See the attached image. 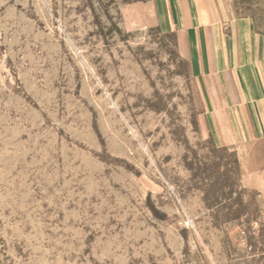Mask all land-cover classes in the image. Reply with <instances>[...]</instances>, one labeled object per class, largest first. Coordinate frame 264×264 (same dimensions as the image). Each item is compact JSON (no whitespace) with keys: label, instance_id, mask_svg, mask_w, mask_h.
Returning a JSON list of instances; mask_svg holds the SVG:
<instances>
[{"label":"rangeland","instance_id":"obj_1","mask_svg":"<svg viewBox=\"0 0 264 264\" xmlns=\"http://www.w3.org/2000/svg\"><path fill=\"white\" fill-rule=\"evenodd\" d=\"M133 2L0 0V264H264V139L215 143L219 83Z\"/></svg>","mask_w":264,"mask_h":264},{"label":"crops","instance_id":"obj_2","mask_svg":"<svg viewBox=\"0 0 264 264\" xmlns=\"http://www.w3.org/2000/svg\"><path fill=\"white\" fill-rule=\"evenodd\" d=\"M124 15L134 29L173 34L192 68L219 83L210 115L217 145L264 139V42L249 18L234 17L224 0H139Z\"/></svg>","mask_w":264,"mask_h":264},{"label":"trees","instance_id":"obj_3","mask_svg":"<svg viewBox=\"0 0 264 264\" xmlns=\"http://www.w3.org/2000/svg\"><path fill=\"white\" fill-rule=\"evenodd\" d=\"M136 1H138V0H136Z\"/></svg>","mask_w":264,"mask_h":264}]
</instances>
